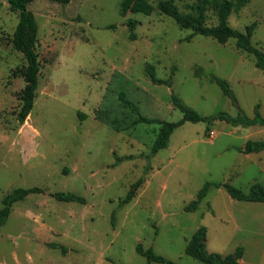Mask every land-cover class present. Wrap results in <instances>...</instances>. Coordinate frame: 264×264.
I'll return each instance as SVG.
<instances>
[{"label": "rangeland", "instance_id": "obj_1", "mask_svg": "<svg viewBox=\"0 0 264 264\" xmlns=\"http://www.w3.org/2000/svg\"><path fill=\"white\" fill-rule=\"evenodd\" d=\"M122 1L29 4L39 25L40 72L33 110L21 123L27 61L12 43L19 13L0 0V208L15 188H42L15 202L0 228V264H161L148 263L140 243L179 264H206L185 251L201 226L210 252L224 256L243 246V264H264V202L211 186L187 210L208 182L245 193L264 184V150L242 151L248 140H264V126L186 121L151 155L160 125L136 124L138 115L119 98L124 93L141 115L171 122L183 117L173 94L205 117L253 118L258 106L264 118V70L234 39L194 36L158 9L123 15ZM196 1L175 0L184 12ZM234 1L240 5L230 25L245 31L255 23L252 42L264 51V0ZM208 15L217 22L213 8ZM151 67L171 85L154 83ZM214 77L228 81L237 104ZM140 178L134 198L122 204ZM58 192L87 203L60 201Z\"/></svg>", "mask_w": 264, "mask_h": 264}, {"label": "trees", "instance_id": "obj_2", "mask_svg": "<svg viewBox=\"0 0 264 264\" xmlns=\"http://www.w3.org/2000/svg\"><path fill=\"white\" fill-rule=\"evenodd\" d=\"M35 0H7L10 7L19 13V21L15 28L12 43L17 51L23 53L26 58L27 64L23 70L25 86L21 91V108L18 113V119L24 123L33 110L37 90L39 86V72L40 61L39 53L36 45L39 37V25L36 15L28 9L30 3ZM63 4L70 3L73 0H51ZM234 0H197L189 11H181L175 0H160L157 5L150 0H123L122 1V14L126 15L128 12L151 14L158 9L161 13L171 16L176 22L185 29H191L192 35H203L211 37L221 44L228 43L234 39L238 49L244 50L255 57L256 66L264 70V51L255 46L252 42V36L256 24L248 25L245 31L232 27L229 23L230 15L234 8L239 6ZM214 9L216 14V23H210L208 11ZM238 9V8H237ZM137 21L130 19L128 22L131 30V38L135 39L136 34L134 29ZM150 77L156 84L171 85V80H163L155 75L154 69L150 68ZM214 80L222 88L223 92L231 97L234 103L237 104V98L232 90L230 84L225 79L214 77ZM120 100L126 104L133 113L138 117L135 120L136 124L139 123H158L160 125L154 144L151 148V155H155L161 149L168 147L170 137L179 126L186 121L199 122V121H212L216 118L226 120L236 125H256L264 126V118L256 107L255 116L249 117L241 112L238 116H231L226 112H220L216 116L205 117L193 108L186 106L182 99L176 95H172L174 105L179 108L183 117L175 122L166 121L158 118H149L140 114L139 107L134 102L129 100L124 93L119 94ZM264 150V140H248L242 151L245 153H253ZM131 156H128L129 158ZM118 163H114L116 165ZM144 182V178L138 179L128 191L126 197L123 199L122 204L130 202L136 195L137 189ZM211 186L224 187L227 192L235 199L241 201L251 202H264V184L255 182L251 185L250 191L245 193L240 188L235 187L230 183H206L198 192L196 199L191 201L187 206L188 211H194L198 208L200 202L206 197L208 190ZM42 192L41 187H18L7 193L2 202L3 207L0 208V228L7 222L12 207L15 202L25 199L31 193ZM56 199L60 201H77L80 203H87L84 196L78 195L73 192H58L55 194ZM115 213H113V222ZM137 252L147 258L148 263L157 262L161 264H179L173 260H169L162 255L155 252L153 247L145 248L141 243L137 246ZM66 251V248H63ZM186 254L202 261L206 264H243L242 258L245 248L238 246L234 253L228 255H221L217 252H210L207 248V228L201 226L192 235L186 245Z\"/></svg>", "mask_w": 264, "mask_h": 264}, {"label": "built area", "instance_id": "obj_3", "mask_svg": "<svg viewBox=\"0 0 264 264\" xmlns=\"http://www.w3.org/2000/svg\"><path fill=\"white\" fill-rule=\"evenodd\" d=\"M214 135V132L212 131V136Z\"/></svg>", "mask_w": 264, "mask_h": 264}, {"label": "crops", "instance_id": "obj_4", "mask_svg": "<svg viewBox=\"0 0 264 264\" xmlns=\"http://www.w3.org/2000/svg\"><path fill=\"white\" fill-rule=\"evenodd\" d=\"M244 147V146H243ZM242 261V260H241Z\"/></svg>", "mask_w": 264, "mask_h": 264}]
</instances>
